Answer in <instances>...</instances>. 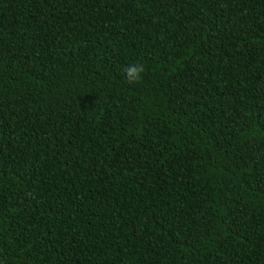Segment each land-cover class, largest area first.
<instances>
[{
	"label": "trees",
	"instance_id": "1",
	"mask_svg": "<svg viewBox=\"0 0 264 264\" xmlns=\"http://www.w3.org/2000/svg\"><path fill=\"white\" fill-rule=\"evenodd\" d=\"M0 264H264V0H0Z\"/></svg>",
	"mask_w": 264,
	"mask_h": 264
},
{
	"label": "clouds",
	"instance_id": "2",
	"mask_svg": "<svg viewBox=\"0 0 264 264\" xmlns=\"http://www.w3.org/2000/svg\"><path fill=\"white\" fill-rule=\"evenodd\" d=\"M124 71L128 83L134 84L141 80L142 74L145 71V66L142 63H133L125 66Z\"/></svg>",
	"mask_w": 264,
	"mask_h": 264
}]
</instances>
